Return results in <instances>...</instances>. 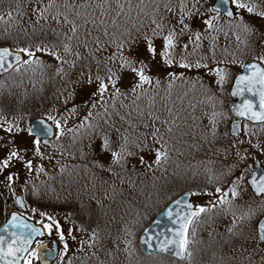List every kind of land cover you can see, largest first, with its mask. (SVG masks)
Wrapping results in <instances>:
<instances>
[{"label": "trees", "instance_id": "1", "mask_svg": "<svg viewBox=\"0 0 264 264\" xmlns=\"http://www.w3.org/2000/svg\"><path fill=\"white\" fill-rule=\"evenodd\" d=\"M259 1L260 5L257 8L261 10L263 0ZM56 2L60 4L62 0H56ZM95 2L96 0H93V3ZM120 2L124 4V13L120 14L119 20L121 30L131 29L132 25H136L140 29V33L134 32V35H142L145 32L148 35L153 34L152 30L155 25L152 24V20L155 19L157 23L165 25L164 32L172 30V26L175 25L177 38L181 42L187 41L189 37L193 41L196 36L193 32L199 25V20H211L213 27L210 30L207 29V37L215 38L213 45L215 57L207 56V61L210 62L207 69L193 70L192 72H187L178 66H174L175 69L174 67L168 69L157 63L154 75L159 76L161 80L164 79L168 71H174L178 74L186 72V81H174V87L171 90L166 87L167 81L162 83L158 89L155 85L148 87L147 95L142 96L137 102L145 113L142 119L127 117L130 110L133 111V117L136 115V106L132 105L131 98L125 100L120 97L110 101L107 112L104 108H100V114H97L96 109H92L93 115L90 118V124L95 126L96 131L91 133L78 127L88 111L87 108H83V101L95 88L94 85H87L80 75L82 72L88 71H91L93 75L96 74L98 66L90 56L87 60H75L74 56H68L67 59L75 64L73 67L69 64H59L51 57L38 53V57L45 65H53L55 69L62 68L65 74L63 76L56 75L53 67H48L42 74L39 69H35V66L23 65L19 67L18 72L14 70L9 75L0 78V117L4 121L25 129L23 134L16 137L18 145H26L29 149H33L32 154H34V140L27 135L26 126L33 118L32 116L43 117L44 108L47 106L53 110L56 108L55 116L65 117L67 115L69 122L63 127L64 131L74 130L70 132L69 141L62 151L50 150L49 147L56 144L55 140L46 144L41 142L40 153L44 158L29 156L35 160V172L23 177L19 171L13 172L10 169L0 174L6 187V197L12 201L16 194H20L26 202V216L43 226L44 224L52 225V221L45 217H52L60 224V231L63 232L65 238L61 241L60 232L56 230L55 239L62 245V251H66L72 257L70 260L64 259L62 264H247L243 258L229 260L226 255L229 254L231 248V244L222 245L223 238L229 228L226 223L232 221L230 226L232 227L233 221H235L237 227L243 225L247 227L248 232H251L254 230L258 215L264 213V200L248 198L245 201L244 196L240 195L241 180L221 185L214 183L208 173L216 153L214 151L215 144L211 143V140L219 130L225 133L226 129L223 121L228 118V115L227 108L223 107V101L229 98L231 77L234 75V71H237L232 63L237 58H242L243 63L259 59L257 56L254 57L247 46L248 40L244 38V33L236 27V23L239 21L228 22L210 12L209 6L212 0H199V3L197 0H143V3L140 0H131L130 6L127 0H120ZM44 3H48V0H44ZM39 6L43 7V5ZM37 7L36 0H0V17L3 18L0 20V46H7L13 50L18 48L34 50L35 47L40 46L41 40L47 44L48 40L52 38L51 35L42 36V30L47 31L51 27H55L57 31L61 30V26L55 24L54 21L40 18L33 11ZM169 8L171 11L168 10ZM59 10L63 11L62 8ZM55 11V9L52 10L53 14ZM97 11H102V9ZM190 12L197 13V15L187 18L186 14ZM208 15L209 19L203 18ZM237 15L248 16L249 14L237 10ZM180 18H184V23L189 25L190 31L181 33L180 25L177 23ZM105 19L109 18L105 17ZM110 19H115V17ZM169 20L171 24L168 23ZM220 23L222 24L220 25ZM80 31L83 33L84 29ZM109 32H115V25L110 26ZM232 34L236 36L232 37ZM116 36H119V32H116ZM116 43H119V40ZM76 44L77 42L73 38V53L80 50ZM185 45L192 49L191 51L195 50L196 53L204 48L202 43L198 45L197 41L195 46L189 43L181 46ZM155 46L158 50L159 46L157 44ZM181 46L180 49H182ZM142 47L143 45H141ZM112 49L118 51L115 44H112ZM219 49H221L223 59L216 62V54ZM55 50L62 58L64 57L65 54L61 47H57ZM183 50L185 49L183 48ZM97 55L102 59L106 53ZM180 55L181 52H175L174 60L179 61ZM27 59L28 57H25V60ZM194 62L190 61V63ZM109 66L119 73V61L116 64L109 62ZM216 68H223L229 74L222 88L215 83L217 78H213L210 74ZM105 71L103 67H100L99 75L104 76ZM198 77L200 78L199 83L192 87V82ZM129 79L133 82L134 77L130 73H125L121 85L123 90L127 89L128 86L124 85ZM12 89H14L13 94ZM73 90L76 94L75 101L69 100L65 104V97ZM9 96L15 97L16 105L12 106L8 99ZM5 97H7L6 100ZM121 102L127 107H120ZM226 102L228 103L229 99ZM75 104H80L81 107L77 109L75 115H72L68 109ZM169 111L173 114L172 116L168 115ZM115 112L124 115L126 119H132L135 131L128 128V125L121 121ZM147 112L160 116L167 120L168 124L161 125L159 121L153 124L148 119ZM45 118L56 127L55 117V121L50 117ZM105 119L108 120L107 124L104 123ZM173 119L179 127L174 128V133H167L164 130L166 127L172 126ZM74 123L76 124L73 128ZM113 123L122 130L126 129V134H131L133 137L138 134H146L151 130L143 127L146 123L151 124L152 127L159 126L164 132L165 139L168 140L169 159L163 167L153 166V169L148 172L138 167L135 172L129 174L119 166H113L115 173L123 176L125 181L135 184L136 195L131 198L130 202L128 191L125 190L124 185L120 184L119 177L110 176L109 173L101 172L92 166L96 159L105 165L112 162L110 154H99V141L102 133L107 132L114 148L117 146L118 136L109 127ZM1 131V136L12 139L3 130ZM56 131L59 134V130L56 129ZM227 141L233 140L228 139ZM90 144L91 147H89ZM129 150H135L133 144L129 145ZM4 151L0 150V154ZM63 154L66 156L58 157ZM49 156H53L51 161L53 173L50 175L47 174L50 167L48 163L46 165V161H50ZM151 159L149 158V162ZM41 167L44 168L43 172L39 171ZM12 173H17L18 178L9 186L5 177ZM104 181H111L115 191H112L106 183L101 187V182ZM16 183L22 185L23 188H17ZM237 184L239 187L236 188V191L239 195L233 199L230 190ZM214 188H219L221 195L228 192L229 195L226 199L231 203L220 205L219 196V199L216 200L214 195H203L204 200L211 199L216 202V206L212 207L211 205V211L202 214L191 225L190 232H194V235L191 236V257L185 258L183 262H177L160 255L144 257L139 252L138 235L168 203L183 193H212ZM105 189L108 191L106 192ZM106 195L107 201L104 199ZM93 197L103 203L104 206L101 207H103L104 213H96L99 205L92 199ZM251 204H254V209L250 208ZM84 206H90V211H81ZM244 213H248L251 220L238 219ZM53 229L55 230L54 225H52ZM69 231H71V235H69ZM93 234L97 235L95 241L90 239ZM65 244L67 250L64 248ZM88 244L93 246L88 247ZM255 264H261V262L256 261Z\"/></svg>", "mask_w": 264, "mask_h": 264}, {"label": "snow or ice", "instance_id": "2", "mask_svg": "<svg viewBox=\"0 0 264 264\" xmlns=\"http://www.w3.org/2000/svg\"><path fill=\"white\" fill-rule=\"evenodd\" d=\"M38 7L33 9L35 13L39 15L40 18L45 20H52L55 24L61 26V30L57 31L55 27L49 28L47 31L42 30V36L48 37L51 35V39L48 40L47 44L41 40L40 46L32 48H18L15 50H10L8 48L0 49V72H3L15 68L18 72L20 70L16 65H28L29 67L35 66V69L43 74L48 67H53V65H45V63L38 57V53L44 56L51 57L54 61L59 64H69L70 66H75L74 62L67 59L68 56H74L75 60H87L90 56L97 64L96 74L93 75L91 71L82 72L80 75L84 78V82L89 86H95L94 91L88 94L86 100L83 101V108H87L88 111L85 113L83 121L78 125L79 128L85 129L87 132H95L96 128L94 125L90 124V118L92 117V109L97 110L99 113L100 108H104L107 112L110 106V101L119 99L123 97L125 100L131 98L132 105L136 106V115L133 117V111L127 113V117L132 119L140 118L144 116V110L140 108L137 103L142 96L147 95V88L155 85L158 89L161 84L167 81L166 87L171 90L174 87V81L181 80L186 81V72L176 73L174 71H168L161 80L159 76L154 75L155 66L157 63L162 64L168 69H172L174 66H178L180 69L187 70V72H192L193 70L199 71L200 69H207L208 64L206 63H188L183 58L174 64V50L177 47V33L175 31V25L172 26L167 35L163 36L164 40V51L158 52L157 47L154 44L153 37H159L164 33V24L157 23L155 19L152 20V24L155 25L153 31V36H149L146 32L142 35H134L135 33H140V29L136 25H132L131 29L126 28L121 30L119 23L120 14L124 13V4L120 0H62V3L58 4L56 0H48V3H44V0H36ZM129 6L131 5V0H127ZM143 3V0H140ZM199 3V0H197ZM220 3L227 5L231 3L238 10H246L249 14L248 16L237 15L231 9H226L224 15L236 23V27L240 31L246 34L250 39L248 47L259 51L264 49V27L258 26V20H264V10H258L257 5L254 2H246V0H220ZM39 5H43L40 7ZM63 9L60 11L59 9ZM56 10L53 14L52 10ZM83 9V11H82ZM91 9V11H89ZM102 9V11H97ZM171 11V9H168ZM215 12L219 13L221 9L215 7L213 9ZM127 15V14H126ZM197 13H187V18H192L196 16ZM115 19H110L111 17ZM108 17L109 19H105ZM3 18L0 17V20ZM39 22V21H37ZM171 24V21H168ZM177 23L180 25L181 33L185 31H190L189 25L184 23V18L178 19ZM207 29H212V21L205 20L203 22ZM111 25H115V32L110 33L109 28ZM81 29H84L81 33ZM116 32H119V36H116ZM99 33V34H96ZM73 38L77 42L76 47L80 50L73 53ZM107 38V39H105ZM196 41L201 39L200 35L195 36ZM239 39V37H238ZM119 40V43L116 41ZM112 44L116 45L115 51L112 49ZM50 45V47H49ZM91 45V47H90ZM141 45L143 47L141 48ZM57 47H61L64 52V57L55 50ZM47 49V50H46ZM187 50V45L184 46ZM17 53H22L23 56L28 57L27 60L21 59V56ZM106 53L101 59L97 54ZM160 58L159 60L157 58ZM261 64H264V56L257 57ZM14 60L15 64L11 61ZM119 61V73L114 71L111 64H116ZM87 66V65H86ZM100 67H103L106 71L104 76L99 75ZM56 75L63 76L64 70L62 68L55 69ZM217 77L215 83L219 87H223L228 78V72L223 68H216L212 70ZM245 71L250 73L248 75H240L235 82V91L231 93L232 96H239L243 101V104L237 108V116L243 117L248 120L264 123V70H261L255 63L245 67ZM130 73L134 80L123 90L121 85L124 81V74ZM200 78L192 82V87H195L199 83ZM203 87V85H201ZM211 87V86H209ZM207 90V89H206ZM245 93L247 95L258 98V105L254 100L245 99ZM158 94V93H157ZM76 94L73 90L65 97V104L69 100L75 101ZM114 107V105H112ZM80 104H75L68 111L75 115L77 109L80 108ZM120 107H127L122 102ZM259 108V111H254V109ZM116 115L120 117V120L128 125V128L135 131V126L132 123V119H126L124 115H120L119 112H115ZM169 116L173 114L171 111L168 112ZM148 119L155 124L157 121L161 125H167L168 121L162 119L160 116H155L152 112H147ZM55 121L54 117H51ZM104 123L107 124L108 120L105 119ZM5 124L7 125L5 127ZM42 127L40 129H33L29 127L27 129V135L29 137H47L51 134V129L44 123L40 121ZM56 129L59 130L58 139L62 137L65 132L59 121H55ZM110 128L117 134L119 143L114 148L112 141L109 138V133L104 132L99 141V154L103 155L105 153L110 154L112 162L109 165H105L102 161L96 159L93 161V168L98 169L101 172H107L110 176L119 177L121 185L125 186V190L128 191V200L130 202L131 198L136 195L135 184L131 181H125L123 176L119 173L113 171V166H119L124 169L129 174L135 172L137 168L143 169L145 172L151 171L153 166L160 168L167 164L169 156L167 152L168 140L164 137V132L162 128L152 127L151 124H144L143 127L150 128L151 130L143 135H136L135 137L131 134H126V129H121L115 126V124L109 125ZM179 125L176 124L175 119L172 120V126L166 127L164 131L167 133H174V128H178ZM0 129H2L8 136L12 139H7L5 136H0V150H5L3 155L0 156V174H3L6 170H10L14 166H21L26 169L29 173L35 172L33 160L29 157V148L27 146H21L16 143V137L20 136L25 132L24 128L14 125L13 123L0 120ZM68 131H74L73 129H68ZM6 141V142H5ZM47 143V140H44ZM244 143V141H240ZM41 140L39 138L34 139V155L40 156L41 159L44 157L40 153ZM133 144L135 150L130 151L129 145ZM91 147V144L89 145ZM233 147H236L233 145ZM118 148V150H117ZM149 158L151 162H149ZM40 172L44 171V168L39 169ZM18 178L17 173L9 174L5 179L9 182V186L15 182ZM108 184V187L115 191L113 183L111 181L101 182V187L104 184ZM253 191L255 196L264 195V174H261L260 180L254 178L252 180ZM239 187L237 184L233 187L231 191V196L233 199L239 195L236 188ZM107 192L108 189H105ZM205 195H210V193H204ZM216 194L220 197L219 204H230L231 202L226 199L229 195L228 192H224L221 195V190L216 189ZM193 196L199 195V193H192ZM96 203L100 206H104L103 203L93 197ZM105 201L108 197L105 196ZM19 203V201H18ZM180 205V201L176 202ZM213 207L216 206V202H212ZM23 207V204H21ZM183 209L186 210V214H181V212L175 209H169L166 218L175 225V228L167 229L168 232L172 234L174 239L165 240L161 246L160 251H169L176 249V256L180 259H185L191 257V236L194 232H190L191 225L193 221L199 218L202 214H207L211 211L210 208L197 207L194 208L192 204L184 203L182 205ZM81 211H90V206L82 207ZM52 221V225L55 229L60 232V240H64V234L60 231L61 226L52 217H45ZM238 219L241 220H251L248 213H244L242 217ZM19 217L13 216L10 227L12 229H18L17 232H9V227H3L4 233H8L11 236V240L8 241L4 236H0V260L4 261V264H13L14 261L23 259L25 264H31V259L29 257H39V253H29L26 257L24 254L28 253V249L32 246V240L38 236L44 235L39 229L32 227L27 223H19ZM52 225L44 224V228L49 234L52 232ZM237 225L233 221V226L227 229L230 237L235 238V242L226 240L225 243H231L230 252L228 255L229 260L231 259H245L247 264H255L256 261H260L264 264V223H259L257 227L251 232H245L243 228L239 231H234ZM69 231V235H71ZM91 240L95 241L97 235L93 234L90 237ZM6 245V247H5ZM92 244H88V247H92ZM41 248L45 245L41 244ZM65 250H67V245L65 244ZM49 255L54 259L58 258V254L55 250H51ZM11 259H8V258Z\"/></svg>", "mask_w": 264, "mask_h": 264}, {"label": "rangeland", "instance_id": "3", "mask_svg": "<svg viewBox=\"0 0 264 264\" xmlns=\"http://www.w3.org/2000/svg\"><path fill=\"white\" fill-rule=\"evenodd\" d=\"M247 2H254L255 4H257V6L260 5V1L259 0H247ZM234 8H235V6H233V9ZM260 9L264 10V0H263V2L261 4ZM235 10H238V9L235 8ZM239 11L247 13L246 10H239ZM203 18H205V19L208 18L209 19V15L208 16H204ZM204 21H205L204 19H200L199 20V25H197V28L193 32V34H195V35H197V34L200 35L201 39L199 41H197V42H198V45H199V43H202V46L204 48L200 49L198 51V53H196L195 50L191 51L192 49H190L189 47H187V50H183L184 47L181 46L182 44L189 43L192 46H195L196 39L191 41L190 40L191 37H189L187 41L181 42L177 38V47L175 48L174 53L175 52H181L180 59L183 58L186 62H189V63H190V61H193V62L195 61V62H200V63H206V64L209 65L210 62L207 61L208 60L207 56H210L212 58L215 57V52L213 51L215 49L213 47V45L215 44V38L214 37H207V26L203 23ZM257 23H258V26L264 27V20H258ZM221 24L222 23H220V25ZM215 25H217V24H215ZM169 31L170 30H166L163 33V35H161L159 37H153L154 44H157L159 46V48H158L159 52H163L164 51L163 36L167 35V33ZM243 35H244V38L246 40H248V43H249V39L250 38L246 34H243ZM149 36L151 37V36H153V34H149ZM235 36H236L235 34H232V37H235ZM206 38H207V40H206ZM205 40H206V42H204ZM180 46L182 47V49H180ZM0 47H2V46H0ZM4 47H7V46H4ZM11 50H13V49H11ZM250 50L252 51V54L254 55V57L255 56H257V57L258 56L259 57L264 56V49H260L259 51H257L255 49V46H253L252 48H250ZM221 54H222L221 49H219V51L216 54V56H217L216 62L217 61H221L223 59V56ZM24 59H25V57H24ZM174 62L176 63L178 61L174 60ZM244 63H246V62H244ZM244 63H243L242 58H237L232 63L233 67H235L237 69V71H234V73H233L234 75L231 77V80L240 71V67ZM17 67H20V65H18ZM174 69H175V67H174ZM14 70H15V68H13L8 74H6L4 76H1L0 78L9 75ZM210 74L213 76V78H217L213 71H211ZM131 83H132V80L129 79L127 81V83H125L124 86H129ZM11 91H12V94H13L14 93V89H12ZM4 99L6 100L7 97H5ZM8 99H9V101H11L12 106L17 104V101L14 100L15 99L14 96H12V97L9 96ZM227 100L223 101V107L227 108V115H228V118L224 116V118H227V119H225V121H223V123H224V125L226 127L225 133H222V131L219 130L217 132L216 136H213V139L211 140V143L215 144L214 151L216 153L214 154L215 155V160L211 164L210 171L208 173L209 178H211L214 183H219L221 185H222V183L223 184L224 183L230 184V183H235L237 181L239 182V180H241V178H240V175L242 176V170L241 169H242L243 161H244L245 157L243 156L244 146H243V143H240V141L245 140V136H248V135L249 136H256L257 134L258 135H264V126L256 127L254 125L252 126L250 124H247L248 127H243L244 124L242 123V129H241V133L239 134V138L237 140L233 139V141H227L228 139H231L228 136V127H229V122H230L231 118H230V116L228 114L229 102L227 103L226 102ZM55 111H56V108L53 110L49 106L45 107L44 111H43V115L44 116L42 118L55 117L56 120L61 123L62 127L67 125V123L69 122V118H67V115H65V117H63V116H55V114H54ZM32 117L33 118H31L30 121H32L34 118H37L38 116H32ZM66 118H67V120H64ZM0 120H3V119L0 117ZM29 122H28V124L26 126V130L28 128ZM76 123L73 124V128L75 127ZM1 130L2 129H0V136L2 135V131ZM64 132H65V134L62 137H60L59 139L57 138L59 136V134L56 133V137H54L50 141H47V142H52V141L55 140L56 144L49 147L51 151H55V150L62 151V150H64V146L66 145L67 141H69L68 137L71 135L70 134L71 131L67 132L65 130ZM42 142H44V141H42ZM257 144H259L260 146L264 145V139H262V141L261 140L258 141ZM233 145H235L236 147H233ZM24 146H26V145H24ZM256 148L257 147H255L254 149H256ZM32 151H33V149H29V153H28L29 156L30 155L35 156L34 154H32ZM2 155H3V153L0 154V156H2ZM64 156H66V155L63 154V156H58V157L59 158H63ZM49 159H50V161H48V160L46 161V165L48 163V166L50 167L47 170V174L48 175L53 173V165H52V162H51L53 160V156H49ZM32 160H33V164L35 166L36 165L35 160L34 159H32ZM11 169L13 170V172H18L19 171L23 175V177L25 175L29 174V172L26 169H23L19 165H17V167H13ZM18 183L15 184L16 187L19 188V189H22L23 186L22 185H18ZM203 195H205V194L199 193V196L198 195L193 196L196 207L211 208V205L213 207V204H212L213 200L208 199L206 201V200H204L202 198V197H204ZM210 195H212V196L214 195V198L216 200L219 199L218 195L216 194V189L215 188L213 189L212 193H210ZM243 196H245V195H243ZM253 206H254V204H251L250 208L254 209ZM98 207L99 208L96 210V213H99V212L100 213H104L103 212V207H101L100 205ZM9 210H12V207H10ZM260 215L261 214H259L258 217ZM231 224H232V221H229V222L226 223V226L230 227ZM241 228H243L244 231L246 230V232H248L247 227H245L243 225H240V226L236 227L235 231H239ZM55 232H56V229L55 230L53 229L52 233L50 234V236L53 237L54 239L56 237L55 235L57 234V232L56 233ZM138 237H139V235H138ZM230 239H231V241H235V238L234 237H230V235L227 232L225 238H223L222 245L228 246L229 244H231V243H225L226 240H230ZM137 246H138V238H137ZM61 248H62V245H61ZM64 248H65V246H64ZM138 250H139V247H138ZM70 258H72V257L66 251L65 252L62 251L61 257L59 259V262H60V264H62L64 262V259L70 260ZM29 259H31V257ZM68 263H69V261H68ZM31 264H32V259H31Z\"/></svg>", "mask_w": 264, "mask_h": 264}, {"label": "water", "instance_id": "4", "mask_svg": "<svg viewBox=\"0 0 264 264\" xmlns=\"http://www.w3.org/2000/svg\"><path fill=\"white\" fill-rule=\"evenodd\" d=\"M215 7H219L221 9V11L219 13L215 12L213 9ZM226 9H231V3L227 4V5H223L220 3V0H214L210 10L214 13H217L219 15H221L222 17H224L225 19L232 21L231 19H229L228 17H226L224 15V11ZM233 11V10H232ZM5 47H0V49H3ZM18 55L21 56V59L23 61V56L20 53H17ZM13 64H15V61L12 60L11 61ZM256 64L258 67L261 68V70H264L263 67L257 63V62H249L247 64H245L242 68H241V72L239 74H237L231 84L230 87V91H229V96H230V105H229V114L230 116L234 119L230 125H229V135L231 137L237 138L238 137V131L240 128V122L241 121H245V122H249L251 124H259L261 122H256V121H252V120H248L245 119L243 117L237 116L236 111L237 108L240 107L243 104V101L241 100V98L239 96H232L231 93L233 91H235V82L236 79L240 76V75H248L250 73L245 71V67L249 66L251 64ZM18 65H16L17 67ZM12 69L8 70L6 68V70H4L3 72H0V77L4 76L6 74H8ZM245 99H249V100H254L257 105H258V98H254L251 97L249 95H247V93H245ZM254 111H259V108L257 107L256 109H254ZM40 121H44V123L51 129V134L48 135L47 137L44 136H39V137H33L35 139L39 138L40 140H52L54 137V128L47 123L45 120L38 118L33 120L29 127L33 128V129H40L42 127V125L40 124ZM261 174H264V171L261 169V167L259 166L258 162H256V168L254 170V172L251 175V178L247 181L249 187L252 190L253 193V197H260V196H255L254 195V191H253V185H252V180L255 178L257 180V182L260 180L261 178ZM264 196V195H261ZM0 200H1V215H2V221L0 223V229H2L3 227H9V232H17L19 231L18 229H12L10 227L11 221H12V217L13 216H17L20 218V220L18 221L19 223H27L30 224L32 227L39 229L41 232H44V235L42 236H38L35 239L32 240V246L28 249V253H30L34 248H35V243L39 242V245L35 248V253H39V257H36L38 260L39 264H53L58 258H53L52 256L49 255V252L51 250H55V252L58 254L59 256V250H58V246L56 244V242L49 238L47 236V234L45 233L44 228L40 225L37 224L35 221L33 220H29L26 217H24L23 215H21L19 212H11L7 215V201L5 199V197L3 196V193L0 191ZM19 201V203H18ZM177 201H180V205H177ZM184 203H189L192 204L193 207L195 208L194 202L192 200L191 194L189 193H184L182 195H180L178 198H176L175 200H173L171 203H169L151 222L150 224L142 231V233L140 234L139 238H138V245H139V250L140 252L145 256V257H150V256H154V255H164V256H168L170 258H173L176 261H183L184 259H180L178 256H176L175 252L176 249H172L169 251H160V246L161 244L165 241V240H172L174 239V237L172 236V234L170 232L167 231V229L169 228H175V225H173L167 218H166V214L168 212L169 209H175L179 212H181V214H186V210L183 209L182 205ZM21 204H23V207H21ZM15 207L17 209H19L21 212L25 211V203L23 202L22 198L20 196H17L15 198ZM259 223H264V215L260 218V220L257 222L256 227ZM0 236H4L6 238V240L10 241L11 240V236L8 233H4L2 230H0ZM43 244L45 245L44 248H41L40 245ZM49 245H51V247H49ZM6 247V245H5ZM28 253H25L24 255L26 256ZM8 259H11L10 257ZM24 260L23 259H19L18 257V261H14L13 264H23ZM0 264H4V261L0 260Z\"/></svg>", "mask_w": 264, "mask_h": 264}, {"label": "flooded vegetation", "instance_id": "5", "mask_svg": "<svg viewBox=\"0 0 264 264\" xmlns=\"http://www.w3.org/2000/svg\"><path fill=\"white\" fill-rule=\"evenodd\" d=\"M253 126V125H252ZM264 126V124L259 125ZM245 127H248L247 125ZM258 127V126H256ZM249 129V128H248ZM264 139V135H256V136H245V140L243 143L244 151L243 156L245 157L243 161L242 166V176L240 175V178L242 180V186H241V192L240 195H246L249 196L253 195L247 181L251 177L252 173L255 170V163L258 161L260 166L264 170V145L260 146L258 141H262ZM251 142V143H250ZM254 143V144H253ZM257 147L256 149H254ZM3 188H5V184L0 182V189L3 191ZM32 264H37V262H32Z\"/></svg>", "mask_w": 264, "mask_h": 264}]
</instances>
